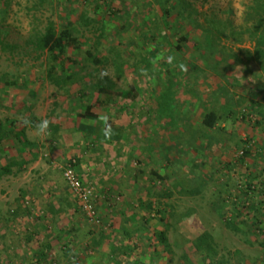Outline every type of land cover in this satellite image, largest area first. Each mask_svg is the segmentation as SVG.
I'll return each mask as SVG.
<instances>
[{
  "label": "rangeland",
  "instance_id": "rangeland-1",
  "mask_svg": "<svg viewBox=\"0 0 264 264\" xmlns=\"http://www.w3.org/2000/svg\"><path fill=\"white\" fill-rule=\"evenodd\" d=\"M252 1L12 0L0 21L1 122L18 125L24 119L52 118L53 108L58 112L70 100L65 86L73 87L59 81L76 75L74 85L85 88V99L97 101L100 87L113 91L110 105L126 108L124 120L131 119L130 108L135 107L139 115L142 112L141 119L148 112L156 124L177 129L178 140L170 141L174 151L183 155L200 151L191 148L199 143L205 149L199 152L203 174L193 173L186 180L187 173L178 171L177 178H170L190 190L206 182L203 195L190 197L187 204L169 198L170 215L164 219L169 226L168 250L138 251V259L161 264H264V52L256 46L262 31L254 35ZM48 21L58 31L69 29L76 50L66 49L53 57L34 47ZM87 50L103 64L92 65L85 58ZM169 55L175 57L171 64L166 60ZM79 90L75 95L80 93L79 103L85 104ZM127 91L134 105L128 103L130 97L116 95ZM211 111L218 120L208 129L199 118ZM140 130L147 133V125ZM26 133L34 143L48 142L34 128ZM201 136L199 143L192 138ZM103 149L111 151L108 145ZM244 150L247 154L240 155ZM38 151L36 159L0 178V264L29 262L33 250L46 243L53 244L56 253L53 261L39 260V264H67L68 251L76 256L75 263H82L81 259L89 264L99 251L82 248L91 239L96 244L110 224L100 221L93 226L79 211L62 176V168L74 158L63 162L49 156L45 147ZM5 157L2 163L8 161ZM131 160L127 165L132 170L136 166ZM80 179L95 192L96 187ZM94 207L102 217L95 200ZM2 214L15 218L10 223ZM13 248L18 254L12 256ZM122 248L121 264H125L133 251Z\"/></svg>",
  "mask_w": 264,
  "mask_h": 264
},
{
  "label": "crops",
  "instance_id": "crops-1",
  "mask_svg": "<svg viewBox=\"0 0 264 264\" xmlns=\"http://www.w3.org/2000/svg\"><path fill=\"white\" fill-rule=\"evenodd\" d=\"M76 86L78 85L65 86L69 88L66 97H69L70 100L65 101L58 112L53 108L49 113V116L52 117L48 118L50 121V135L44 137L48 142L46 143L45 140V145L39 144L38 141L34 143L27 136V128L35 129L37 122L46 119V117L42 119L34 117L31 124L26 126L24 133L27 141L34 145L35 153L30 148L16 150V148L9 147L5 142L3 152L0 154V158L2 156L0 165L7 166L9 163L14 162L13 167L23 168L29 160L36 159L37 153L39 154L38 149L44 147L49 156H56L63 162H65V158L73 157L76 161L77 174L80 177L82 176L87 184L97 188L94 192L95 202L98 204L104 223L109 222L110 224V229L105 228L104 231L99 233L100 238H98L96 244L93 241L94 239H91L92 242L89 240L82 248V250L90 251L91 247L94 250L97 247L96 249L99 251V255H96L97 252L95 251L92 257L89 258V264H121L122 246H125L124 251H133L125 264H161V262H157L158 260L153 262L152 260L138 259L136 258L137 252H165L163 245L156 238V234L165 232L166 238H168L167 229L169 226L164 222V219L170 215V207L167 206L169 198L177 199L175 202L187 204L192 201L189 199L190 197L197 198L203 195L202 187L205 184L207 185L206 182L201 181L194 185L195 190H190L187 189V184L185 185L184 182L175 181L176 183H172L170 178H175L178 171L187 173L186 180L193 176V173L203 174L199 152L202 153L201 151L205 149H202L203 147L198 141L205 135L192 137L199 144L191 148L198 147L200 151L190 150L188 151L189 155L187 153H185L187 155H183L180 150L178 152L174 151L170 142L171 140H178L180 134L177 129L173 132L170 127L162 126V122L160 125L156 124L155 118H151L152 116L148 112L146 119L144 117H142L144 119H141L142 112L139 115L138 112L134 111L135 107L130 108L132 111L131 119L124 120L122 115L126 108L121 105L111 106L109 99H111L112 94H101L98 90L96 91L99 94L96 97L98 100L95 101V99H85V88L83 91L80 89L84 93L82 97L86 103H79L80 93L79 96L75 93L80 87L77 88ZM125 93L119 92L116 95H119L121 99H125ZM132 99L130 98L128 103L134 105L136 102H133ZM87 109H89L88 113L86 112ZM111 112L113 115L110 114ZM104 114L111 116L108 123L111 125L112 135L108 138L103 136V124L99 121V117ZM138 118L141 120L139 121ZM145 122L147 133L143 130L139 131L140 127L142 129L146 126H143ZM199 122L203 126L202 116H200ZM103 141L108 143L102 144ZM103 145L110 146L111 151L103 149ZM124 145H128L129 148H122ZM5 155L9 159L2 163L1 160L6 158ZM27 156L30 159L26 160ZM130 159H132L131 163L135 161L133 165L136 167L132 169L133 171L131 166L127 165ZM11 171L13 174L16 170L14 171V168H12ZM171 172L175 175L171 176ZM171 185L175 188V191L172 190ZM187 195L189 197H186ZM193 195L195 196L193 197ZM55 206L56 203L53 202L51 210L54 213L55 208L53 210L52 207ZM48 208L50 207L48 206ZM184 210L196 213L194 209L185 208ZM14 215L11 214L10 217L6 218V215L2 214L1 218L5 221L10 220L11 223L15 218ZM20 244L22 243L20 242ZM10 252L12 256L18 254L15 248ZM33 252L35 254L32 255L29 262L21 263L39 264V260L43 262L44 259L47 262L53 261L52 254L53 252L56 253L54 245L51 243H46L40 246V249L33 250ZM65 256L67 257V264H77L72 259V257L76 258L75 255H71L68 251ZM142 256L144 257L145 254H142ZM78 262H82L78 264H88L81 259Z\"/></svg>",
  "mask_w": 264,
  "mask_h": 264
},
{
  "label": "trees",
  "instance_id": "trees-1",
  "mask_svg": "<svg viewBox=\"0 0 264 264\" xmlns=\"http://www.w3.org/2000/svg\"><path fill=\"white\" fill-rule=\"evenodd\" d=\"M12 0H0V21H3L5 19V16L7 15L8 7L10 5ZM252 12V19L254 18L257 25L253 26L254 35H257V31L261 30V34L257 35L256 38V46L257 48H260L258 51L262 54L264 52V0H253L252 1V7L250 8ZM168 13V11H165L164 14ZM186 38H180V41H186ZM34 47L39 51L43 53H48L49 55H53L55 53H62L66 49H73L76 50V39L74 35H72L68 28H63V30H57L56 25L53 22L48 21L47 25L44 27V31L41 34H38L35 42ZM257 51V53H259ZM263 51V52H262ZM86 59L91 62L94 66H99L102 63V60L99 59L96 55H94L90 50L86 51L85 55ZM71 62V61H70ZM72 63V62H71ZM51 75V73H49ZM76 75H71L62 78L60 83L62 85H68L70 82V85H74L76 83L75 79ZM78 80V79H77ZM98 92L101 94H112L113 91H110L106 88H98ZM126 98H133V95L131 92L125 93ZM86 112H89V109L86 110ZM218 120V116L215 112H208L205 113L202 116V124L204 127L208 129L214 128L216 122ZM27 125L21 121V124L17 125V122H10V121H0V154L3 152V144L7 142L9 147L21 149H32V152L35 153L34 145L27 141L24 130ZM247 150L243 151V154H247ZM15 165L14 162L9 163L7 166L0 165V178L3 176L11 175L12 171L11 169ZM76 167V163H75ZM251 185H248L247 189H250ZM96 210V209H95ZM80 211V209H79ZM81 212V211H80ZM97 214V213H96ZM98 216V215H97ZM99 221H103L102 217H98ZM156 238H158L160 244L163 245L165 252L168 250L169 245L167 243V238L165 232H159L156 234ZM206 238L204 235L202 237ZM200 242V241H199ZM43 256V254H41Z\"/></svg>",
  "mask_w": 264,
  "mask_h": 264
},
{
  "label": "built area",
  "instance_id": "built-area-1",
  "mask_svg": "<svg viewBox=\"0 0 264 264\" xmlns=\"http://www.w3.org/2000/svg\"><path fill=\"white\" fill-rule=\"evenodd\" d=\"M242 154L243 151H241L240 155ZM62 176L86 221L93 226H98L100 221L94 207V192L81 181L76 172L74 160L62 168Z\"/></svg>",
  "mask_w": 264,
  "mask_h": 264
},
{
  "label": "clouds",
  "instance_id": "clouds-1",
  "mask_svg": "<svg viewBox=\"0 0 264 264\" xmlns=\"http://www.w3.org/2000/svg\"><path fill=\"white\" fill-rule=\"evenodd\" d=\"M175 57L172 55H169L166 57V60L169 64L174 62ZM181 69L183 70V65H180ZM110 117L108 114H104L101 115L99 117V121L103 124V136L108 138L112 135V128L111 125L108 123ZM23 123L25 125H30L31 121L24 119ZM49 125H50V121L48 119H43L40 120L39 122H37L35 124V130H36V134L38 136H43V137H47L50 135V131H49Z\"/></svg>",
  "mask_w": 264,
  "mask_h": 264
}]
</instances>
